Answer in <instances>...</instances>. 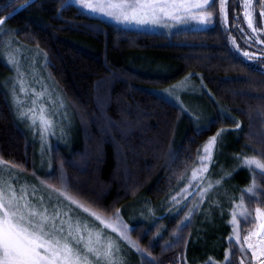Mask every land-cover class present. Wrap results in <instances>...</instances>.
Listing matches in <instances>:
<instances>
[{"label":"trees","instance_id":"16d2710c","mask_svg":"<svg viewBox=\"0 0 264 264\" xmlns=\"http://www.w3.org/2000/svg\"><path fill=\"white\" fill-rule=\"evenodd\" d=\"M212 13L207 29L165 34L117 27L69 0H0L3 38L39 55L72 125L40 154L39 168L38 143L11 103L13 71L0 48V161L101 215L155 208L130 228L142 249L137 264H182L193 226L178 228L182 211L157 205L185 184L212 137L209 166L217 149L264 160V46L241 42L237 0H228L226 25L218 0ZM182 79L203 90L184 101L204 107L203 119L158 93ZM256 183L257 192L241 198L251 212L264 207L261 172ZM236 255L228 264H238Z\"/></svg>","mask_w":264,"mask_h":264},{"label":"rangeland","instance_id":"374dc122","mask_svg":"<svg viewBox=\"0 0 264 264\" xmlns=\"http://www.w3.org/2000/svg\"><path fill=\"white\" fill-rule=\"evenodd\" d=\"M69 1L86 14L105 19L117 27L147 32L171 34L185 30H202L213 26L215 21L214 15L212 22L207 24H201L199 19H194L191 16L182 15L180 20L165 17L155 24L128 23L123 19L118 21L107 15L110 9L105 8L101 11L99 8L92 10L83 7L84 4L106 5L120 3L122 0ZM260 1L264 6V0ZM218 2L219 15L226 25L228 0H224L223 10H221L220 0ZM237 2L241 16L239 23L241 42L247 45V48L258 49L264 46V8L257 11L255 9L256 0H237ZM193 16L198 17L199 12L193 10ZM249 19L252 22L251 28ZM253 29L258 30L253 31ZM2 34L0 31V48L4 51V57L13 71L11 82L13 84L9 86L11 103L22 125L33 133L32 137L38 143L37 165L42 168L45 165L40 162V154L48 153V147L52 140H63L72 132L71 121L64 108L66 102L59 89L46 76L43 61L39 55L24 47L23 49L14 45L10 38H3ZM158 93L193 116L195 115L190 109H194V112L200 116L199 120L203 119L204 107L197 105L189 108L184 104L187 97H202L203 94V90L194 88L187 79L177 81L169 87L159 90ZM187 103L190 105L189 102ZM44 120L49 121L50 124L45 125ZM207 143L201 147L197 164L185 178V184L177 185L170 191L164 203L161 202L157 205L158 211L165 207L175 208L173 215L182 211L181 219L175 222L178 228H182L187 223L193 226L189 240L192 247L186 248L182 264H228L233 258L235 250L238 264H264V256L257 259L253 255V251L259 252L261 248H264V229L260 228V225L264 224V218L257 212V209L264 212V207L261 208L257 205L258 207H254L251 212L247 203L241 199L244 192L251 196L257 192L256 178L260 172V170L254 169V166L252 169L244 166L243 161L248 158H258L237 152L217 154V149L214 159L212 158V165L209 166L210 159H201L205 155L203 148ZM211 153L213 154V152ZM43 160L42 157L41 161ZM205 165L207 171H203ZM194 172L195 178H193ZM253 186H255L253 192L246 191ZM12 195L15 196L16 201L25 212L44 211L46 215L55 217L53 222L57 226L63 227L65 234L68 231V224L72 223L75 227L77 221L81 226L87 225L88 231L93 233V241H95V234L99 233V243H94L93 247L103 254L110 242L112 244L111 264H137V257L141 256L142 249L130 236L131 225L135 221L150 217L154 210L157 211L155 208L144 210L142 205L136 204L126 209L120 208L113 215H101L68 195L66 196L70 199H66L64 195L52 189L46 182H42L36 177L29 178L26 174L0 161V201L7 203L8 198ZM72 200L77 203H72ZM77 204L83 207H78ZM84 208L89 211L85 212ZM90 213L95 215H90ZM96 215L100 216L101 220L108 225L115 227L116 231H113L112 227H106L101 220H97ZM248 215L251 217L250 221H246L244 218ZM61 221H64L62 225ZM215 231L219 234L217 241ZM78 235L83 236L87 241L88 233L83 230V227ZM188 255L191 257L189 258ZM87 256V264H97L93 254L89 253ZM99 264H109V261L101 259Z\"/></svg>","mask_w":264,"mask_h":264},{"label":"snow or ice","instance_id":"6c2138e0","mask_svg":"<svg viewBox=\"0 0 264 264\" xmlns=\"http://www.w3.org/2000/svg\"><path fill=\"white\" fill-rule=\"evenodd\" d=\"M220 3L221 10H223L224 0H220ZM216 4L217 0H202V2L200 0H122L120 3H108L106 5L84 4L83 7L92 10L99 8L101 11L105 8L110 9L107 15L118 21L123 19L124 22L128 23L155 24L165 17L180 20L183 15L199 19L201 24H207L212 22L211 10L216 7ZM193 10L199 12L198 17L193 16ZM3 23L4 20H0V25ZM249 27H252L251 19H249ZM257 30L253 29V31ZM244 55L247 57L249 53L245 52ZM41 119L43 120L42 116ZM43 122L45 125L50 124L47 120ZM237 127H239L238 124ZM219 135L220 133H217V136ZM215 144L216 137L214 136L204 146L205 155L201 158L202 160L211 158L212 148ZM243 165L250 169L254 166V169L260 170L261 174H264V160L248 158L243 161ZM203 171H207L206 165ZM195 175L194 172L193 178ZM254 187L246 191L251 193ZM61 195L70 199L63 192ZM72 203L77 202L72 200ZM77 206L83 207L79 204ZM83 210L89 211L87 208ZM257 212L264 218V212L259 209ZM90 215L95 214L90 213ZM95 218L101 220L98 215ZM244 218L246 221L251 220L250 215ZM54 220L55 217L46 215L44 211L39 213L36 211L25 212L14 195L8 198L7 203L0 201V264H87V254L89 253L95 256L97 264L101 259L107 260L111 264L112 244L110 242L103 254L93 247L94 243H99V233L95 234V241H93V233L88 231L87 225L81 226L77 221L75 227L72 223L68 224V231L65 234L64 228L57 226L53 222ZM101 222L105 223L106 227H112V230L116 231L112 225H108L103 220ZM63 223L64 221H61V225ZM81 227L88 233L87 241L84 240L83 236L78 235L81 232ZM260 228L264 229V224H261ZM253 255L257 259L264 256V248H261L259 252L253 251Z\"/></svg>","mask_w":264,"mask_h":264}]
</instances>
